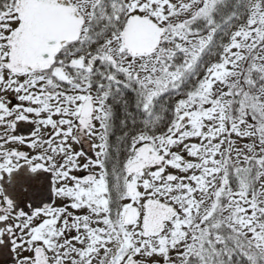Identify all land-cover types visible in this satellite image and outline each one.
Returning a JSON list of instances; mask_svg holds the SVG:
<instances>
[{
	"label": "snow or ice",
	"instance_id": "snow-or-ice-1",
	"mask_svg": "<svg viewBox=\"0 0 264 264\" xmlns=\"http://www.w3.org/2000/svg\"><path fill=\"white\" fill-rule=\"evenodd\" d=\"M0 264H264V0H0Z\"/></svg>",
	"mask_w": 264,
	"mask_h": 264
}]
</instances>
